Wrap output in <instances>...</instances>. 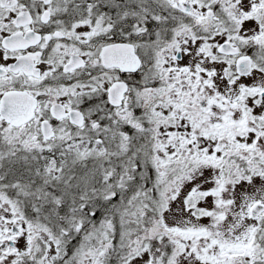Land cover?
Wrapping results in <instances>:
<instances>
[{
  "label": "snow or ice",
  "instance_id": "1",
  "mask_svg": "<svg viewBox=\"0 0 264 264\" xmlns=\"http://www.w3.org/2000/svg\"><path fill=\"white\" fill-rule=\"evenodd\" d=\"M0 264H264V0H0Z\"/></svg>",
  "mask_w": 264,
  "mask_h": 264
}]
</instances>
